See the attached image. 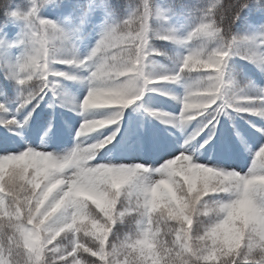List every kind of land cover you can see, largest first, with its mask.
<instances>
[{"label":"snow or ice","instance_id":"snow-or-ice-1","mask_svg":"<svg viewBox=\"0 0 264 264\" xmlns=\"http://www.w3.org/2000/svg\"><path fill=\"white\" fill-rule=\"evenodd\" d=\"M225 5L223 0H212L198 23L183 37L178 36L175 29H168L155 38L177 44L222 38L224 32L217 13ZM253 7L264 11V5L258 3H250L243 10L235 6L229 22L240 20L242 12ZM154 18L167 20L166 10L153 5L152 0H143L126 18L107 26L95 47L71 64L47 60L37 64L35 58L21 57L18 70L12 71L10 76L19 81L20 108L32 107L22 120L13 116L4 123L23 127L47 92L55 90L56 81L77 79L68 71L53 70V64L87 69L93 73L88 80L94 83L99 71H94L95 58L109 42L117 43L119 48H130L137 66L145 65L150 56L162 55L151 45ZM44 24L64 40L69 39V33L62 26L50 25L48 21ZM37 43L46 53L49 42L42 34ZM220 53L225 55L221 57ZM232 55H241L264 72V31L253 36H239L231 31L229 40L219 48L207 51L188 48L175 73L157 78L145 75L146 87L140 98L146 89L152 90L158 84L178 83L184 74L202 73L194 83L186 85L179 120L186 122L203 117L200 131L204 128L208 131L200 147L207 153L215 144L214 130L221 114L234 111L264 118V89L256 96L244 91L233 97L225 96V68ZM33 68L40 85L35 92L25 95L23 77ZM199 98L204 102L197 103ZM134 102L96 108H116L115 118L84 115L83 121L104 119L105 126L116 124V118L122 115L120 109ZM0 109L6 111L3 104ZM90 109L93 108L87 104L82 107L81 102L77 107L82 114ZM146 111L153 117L164 115L156 110ZM256 131L264 136V128H256ZM92 132L87 124H81L76 132L75 147L60 157L23 146L16 154H7V144H0V151L6 153L0 156V162L7 164L30 157L27 163L8 164L0 171V264H16L18 254L23 255L25 264H252L254 249L248 228L235 222L234 203L243 194L245 183L264 169V160L258 158L257 153L247 175L218 171L179 154L156 170L160 179L144 184L140 178L148 172L146 166L90 165L99 148H89L80 138ZM115 136L116 132H111L107 139L93 144L106 145ZM45 161H52L54 165L47 172L43 170ZM113 177L117 179L114 181ZM213 194L217 198L206 199ZM221 194H227L228 198ZM125 222L131 225L129 232L113 240L114 228ZM236 232L241 238L239 244L229 239Z\"/></svg>","mask_w":264,"mask_h":264},{"label":"trees","instance_id":"trees-1","mask_svg":"<svg viewBox=\"0 0 264 264\" xmlns=\"http://www.w3.org/2000/svg\"><path fill=\"white\" fill-rule=\"evenodd\" d=\"M136 2L138 3L139 0ZM211 2L212 0H152L153 5L166 10L168 18L167 20L154 18L152 21L151 30L154 38L151 40V45L163 54L148 57L145 63L147 75L157 78L173 74L177 71L181 57L186 54L188 48L207 51L216 46L213 41L200 39L193 40L190 44H177L155 38L156 34L164 33L168 29H175L177 35L183 37L198 23L203 10ZM223 2L227 4L230 0H223ZM15 3L23 6L26 0H15ZM252 3L257 4V0H253ZM258 4L264 5V0H259ZM58 9L62 10L63 14L60 16L61 19L56 18V21L69 33L71 50L79 54L82 41L92 34H97L100 37L107 26L126 18L135 9V3H132L131 0H68L66 5L60 3ZM41 14L48 17L49 8L46 7ZM98 18H104L101 31L96 28ZM4 22L5 18L0 12V27H3ZM19 26L21 25L9 21L7 27H3V31L0 32V37L7 36L11 29ZM230 31L239 36L258 35L264 31V11L257 7L245 9L241 14V19L230 25ZM4 51L5 49L0 50V65L5 64L2 60ZM52 67L68 71L77 79L61 78L56 81L55 90L47 92L43 100L40 101L39 107L32 113L29 122L23 127L8 125L4 121L10 120L13 116L22 120L32 105L27 106L26 109L20 108V86L10 75L6 79V69L0 68V104H3L6 109V111L0 109V144H7L9 149L7 154H16L21 146L24 149L31 147L37 151L40 144V139L36 135L37 130L40 127L45 129L54 127L63 144L71 143L69 147L65 145L61 149V156H63L75 147L76 132L84 120V115L91 118H115L116 108L90 109L83 114L82 111H78L76 103L81 102L87 93L84 72L78 68H67L59 64H53ZM201 75L203 74H184L183 79L178 83L164 82L156 85L152 90L146 89L140 99L127 108L120 109L122 115L116 118V124L106 125L104 128L97 129L80 138L84 141L87 140L86 145H91L107 139L111 132H116L115 139L99 148L89 164L95 166L106 161L107 165L111 166L131 167L130 165H117L116 158L128 141L125 134L141 140L148 138L160 154L165 153L166 147L169 145H172L174 149L184 146L188 151L193 150L195 159L205 154L204 148L200 147L201 144H204V139L207 138L205 133L208 131L207 128L200 131L203 117L186 122L179 120L182 110L181 98L185 94L186 85L194 83ZM225 82L229 85L226 89L229 94L234 89L242 88L249 95L256 96L260 94L261 89H264V72L257 64L242 59L241 55H232L225 68ZM146 109L156 110L164 115L153 117ZM252 124H255L256 128H264V118L251 113L237 114L234 111L221 114L219 123L214 130L215 144L207 152L208 158L212 157L209 166L218 171H228L223 159L225 155L235 154L241 166L235 172L247 175L253 167L254 160L257 159L256 153L264 146V136L260 135L256 128L252 127ZM117 127L119 131H116ZM197 132L199 135H195ZM33 135L35 136L33 137ZM162 138L167 140L166 147L161 143ZM197 141L200 143L198 144ZM5 154L4 151H0V156ZM166 163L167 161L163 162L158 169ZM157 173L159 174L158 171ZM221 195L225 199L228 198L227 194ZM215 198L217 197L213 194L206 199ZM130 227L128 222L116 225L112 239L115 240L117 237L127 234Z\"/></svg>","mask_w":264,"mask_h":264},{"label":"clouds","instance_id":"clouds-1","mask_svg":"<svg viewBox=\"0 0 264 264\" xmlns=\"http://www.w3.org/2000/svg\"><path fill=\"white\" fill-rule=\"evenodd\" d=\"M61 2L62 0H26V3L21 6L16 5L15 0H0V12L3 13L5 18L3 27H7L9 21L21 25V31L18 32L16 39L9 41L6 35L0 37V50L12 48L21 49L15 62L10 65H0V68L6 69V79L9 78L12 71L18 70V61H20L21 57L35 58L37 64H40L42 60L71 64L80 58L76 52L71 50L69 39L64 40L57 32L44 24V21H48L50 25L61 26L58 21L49 19L41 14L46 7H59ZM131 2L135 3L136 9L141 6L143 0H139L138 3L136 0H131ZM252 2L253 0H230L224 9H221L217 13L224 35L222 38L202 39L203 41H213L215 43L216 46L208 50L219 48L229 40L231 35L229 16L231 15L233 7L239 6L243 10ZM257 3H259V0H257ZM13 13H16V15H13ZM3 27H0V32L3 31ZM41 34L49 42L46 53L39 49L37 43ZM113 49L119 50L113 51ZM220 55L223 57L225 53H220ZM12 66L16 67L14 68ZM97 69L99 71L96 72L94 83L88 80V77L93 75V73H89V76L85 78L91 86H89L83 101H81L82 107L84 104H87L90 108L96 109L115 106L129 101L134 102L140 98V95L146 87L145 75L147 74L145 72V65L137 66V63L132 59L130 48H119V45L115 42L107 43L104 49L96 56L94 71ZM34 71V68L29 69L28 75L23 77L25 81L24 88L26 89L25 95L28 92H35L39 88L40 80L36 78ZM15 82L18 84L19 81L15 80ZM228 87L229 85L226 84V97H233L241 91H244L242 88L234 89L229 94L226 91ZM196 102L203 103L204 101L202 98H199ZM83 124H87L95 131L105 126V121L104 119H94L83 121ZM88 147L102 148L104 144H93ZM257 157L264 160V146L257 152ZM28 159L30 157L25 156L20 161H8L7 164L0 162V171H3L8 164L27 163ZM43 163V170L45 172L54 166L52 161H45ZM116 179L113 177L114 181ZM97 204L99 206V201H97ZM234 208L235 222L243 223L248 228L249 241L254 249V254L251 256L252 264H264V169L261 170V174L252 176L245 183L244 192L235 201ZM179 211V201H177L178 214ZM229 239L233 243L239 244L241 238L239 233L236 232ZM15 259L16 264H25L22 254H18Z\"/></svg>","mask_w":264,"mask_h":264},{"label":"rangeland","instance_id":"rangeland-1","mask_svg":"<svg viewBox=\"0 0 264 264\" xmlns=\"http://www.w3.org/2000/svg\"><path fill=\"white\" fill-rule=\"evenodd\" d=\"M66 4H68V0H62L61 5ZM48 8L49 19H61L60 16H62L63 11L59 10V7L48 6ZM97 21L98 25L96 26V28L98 31H101L103 28L104 18H98ZM20 31L21 26L17 28L14 27L8 33L7 39L9 41L16 39L17 34ZM98 38L99 36L97 34H92L89 38L82 41L79 47V57L82 58L86 56L90 52V50L95 46ZM20 51V48L5 49L4 53L2 54L3 62L9 65L12 64L13 62H15L17 55ZM82 72H84L85 78L89 76V71L87 69H82ZM85 81L87 83L88 91L90 85L87 79H85ZM36 135H38L40 139V144L37 151L45 152L55 157H60L62 155L61 149H63L65 145L69 147V145L71 144L70 142H68L67 144H63L62 141H60L61 137L58 135L54 127H52L51 129H45L43 127H40L37 130ZM34 136L35 135H33V137ZM125 138L128 141L122 149V152L116 158L117 165H130L131 167H134L136 165L146 166L149 170L143 175V177H141V183L144 184H149L160 179L161 177L159 176L156 170L162 165L163 162L168 161L176 155H188L193 163L205 164L206 166H209V161L212 159V157L208 158L207 153L203 154L198 159H195L194 151H188L184 146H180L177 149H174L172 145L166 147L168 143L167 140L163 138L161 139V143L167 148L166 152L163 154L157 152V149L152 145L148 138L145 140H141L133 137L132 135L129 136L128 134H125ZM85 142H87V140H85L84 143ZM236 158L237 155L235 154L229 156L225 155L223 160L226 162V169L228 171H238L241 167L240 162ZM103 164H107L106 161H104Z\"/></svg>","mask_w":264,"mask_h":264}]
</instances>
